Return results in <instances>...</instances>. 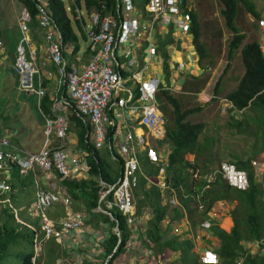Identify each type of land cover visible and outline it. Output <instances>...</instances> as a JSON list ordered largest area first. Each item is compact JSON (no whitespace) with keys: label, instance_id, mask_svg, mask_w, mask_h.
Segmentation results:
<instances>
[{"label":"built area","instance_id":"1","mask_svg":"<svg viewBox=\"0 0 264 264\" xmlns=\"http://www.w3.org/2000/svg\"><path fill=\"white\" fill-rule=\"evenodd\" d=\"M178 2L181 0H146L145 10L151 13V18L149 21H139L140 17L134 12L133 0H114L111 9L106 11V0H97V5L93 6L88 15L90 24L84 28L88 57L81 66L69 63L64 55L67 47L62 42L63 37L59 27L44 5L37 3L38 25L42 29L41 38L44 42L45 57L53 64L54 72L49 68L46 70L39 67L36 62V49L31 46L29 34L32 17L25 8L22 9L18 20L21 36L16 45L13 67L18 74V89L37 97V105L45 121L44 139L38 150L22 149L10 142L0 125V172L11 164H18L20 172H27L30 169L33 174L37 190L36 199L29 208V213L37 220V225H30L34 231L36 254L41 249L42 240L52 237L61 242L72 232L88 228L89 216L86 211L68 210L58 219L46 213V209L55 202L67 206L70 201L66 185L47 178L52 170L58 171L62 178L72 179L79 176L80 171L85 167L84 160L91 143L95 147L107 144L113 156L115 158L117 156V159L122 161L121 174L116 182L106 183L99 178L102 188L99 190L96 209L111 216L108 208L116 205L129 214L127 216L129 224L134 222L130 188L136 185L138 180L136 142L134 132L129 128L131 124L122 130L117 119L122 111L127 109L137 115L138 123L158 132L163 116L158 110L155 97L159 79L142 80V70L132 72L130 67L134 57L127 60L126 56L130 52V45L134 44L138 30L150 29L161 18L166 20L168 15L177 12ZM125 46L127 48H124ZM149 51L153 52L154 47H149ZM121 58L124 60L120 62ZM123 70L131 72V76L140 82L138 96L127 88L128 75L124 76ZM44 77H52L54 82L52 88L44 84ZM46 94L50 98L49 111L40 107L42 98ZM72 116L87 127L83 137L87 147L80 146L81 144L74 141L73 136L69 134ZM109 127L115 129L112 137L106 134ZM144 140L142 135L138 136L140 143ZM149 153L154 157L153 149H149ZM222 168L225 173L228 170L235 171L231 164L224 163ZM39 172H45L44 181L39 178ZM243 175V172L235 171L233 181L243 184L245 181ZM213 177L210 173L208 179ZM110 191L115 197L113 201L107 198L105 200L106 194ZM12 192L9 182L0 176V210L8 208L14 213L17 212L18 207L11 198ZM103 201L105 208L101 207ZM197 206L202 209L204 204L199 201ZM210 214L215 217L218 212L211 210ZM201 225L208 226L209 220H203ZM99 228L97 236L103 239L106 236V227L100 222ZM202 260L212 262L216 257L212 251L207 250L202 255ZM106 261L107 259L103 264H106Z\"/></svg>","mask_w":264,"mask_h":264},{"label":"trees","instance_id":"2","mask_svg":"<svg viewBox=\"0 0 264 264\" xmlns=\"http://www.w3.org/2000/svg\"><path fill=\"white\" fill-rule=\"evenodd\" d=\"M85 1L86 8L90 10L96 0ZM113 1L114 0H106L107 8L111 6ZM219 1L224 4V6L220 7V13L224 17L223 26H226L231 32V36H229L227 42L226 57L227 59L232 58L235 50L239 48L245 67L244 73L239 78L235 87L225 93V97L233 103L235 108L242 110V118L231 116L232 122L230 123L235 125L236 132H241L248 127L245 126L246 115L254 114L257 118L256 129L260 132L264 129V56L261 54L257 42L253 41L242 45L244 34L239 31L240 29L235 23L237 4L240 0ZM242 1L247 3L248 9L251 12L257 13L253 9L252 4H249L246 0ZM23 3L28 5L33 16L32 24L36 25L37 12L34 2L32 0H23ZM49 6L57 25L61 29L63 37L62 42L64 44L73 42L74 48L72 52L77 51L79 47L77 43L78 36L72 28V21L74 20L67 14L63 0H49ZM191 16L192 30L194 33L193 44L197 49L198 64L202 62L203 58H208L212 62L213 56L209 51L206 38L210 41L218 39L223 32V28L217 23L213 24L215 31L214 37H212L213 34H211V37L206 35V38L202 39L200 36L203 34V23L198 18L196 12L192 11ZM76 23L79 25V22ZM205 23L207 24V21H205ZM80 31L81 35L85 36L82 29H80ZM1 34L2 30L0 26V37ZM163 42L164 41H161V43ZM64 53L66 54L65 51ZM163 54L164 66L167 67L168 54L166 51H163ZM198 77L199 76L194 75L197 81L200 80ZM220 83L221 81L219 78L214 84V93H219L221 91ZM199 89L197 90L199 91ZM159 93L158 101L161 103V107L164 109L162 101H166V103L169 102L172 107L171 123H166L164 137L159 143H168L169 163L166 167L165 176L166 181L170 182L169 186L176 188L180 204L175 206L169 204L168 198L170 195V188H161L158 183L157 172L159 170V164L148 163L145 158L143 159L144 174L147 173V176L151 177V179L141 175L138 184L132 187L131 192L136 214L142 213L145 207L150 208L152 211V215L147 220V225L143 231L145 232V236L147 235L149 239H152L159 245L157 249H154L155 254L162 253L166 247L180 249V255L182 253L184 254L182 258H184V262L187 263L190 245L182 243V241L177 240L175 237L164 240V236L161 232V221L165 216L174 220L186 214L189 216V220L192 221L193 225L196 223L195 220L198 218V215L195 207L192 205V197L189 195L196 190H200L204 180H199L191 185L189 172L187 170L189 161L186 159L185 153H200L201 142L199 138L205 128V123L203 119H196L193 117L195 112L201 110V105L183 107L180 98L167 88L161 89ZM49 104L50 98L49 95L46 94L42 98L41 106L45 111H49ZM75 125L80 134L82 145L85 146L83 137L86 128L83 127L76 118ZM260 135L259 144L256 149L254 148L251 155L247 154L246 156H241L235 154L232 155L231 158L239 168L247 171L248 186L244 189H234L221 179H217L211 188L205 190V201L208 206L215 199H231L236 197L239 205L238 211H241V215H243L242 218L238 219V214L233 211L232 216L234 224L231 229L228 232L223 230L217 231V236L220 237L221 241L217 250L221 257V264H236V258L240 254L245 255L242 264H264V253H259L257 251L254 253H250L249 251L246 252L247 249L242 244L243 239L254 241L259 240L264 235V187L260 181H257L256 178L253 177L250 164V158L256 155L264 144L261 141L264 137V133ZM89 148H92V146H89ZM94 152V156L90 155L88 157L89 170L86 178L80 180L64 179L63 182L66 184L73 200H80V198H82L84 201L83 204L86 206L91 219L94 217V220L97 221L99 217L101 218L102 221L100 222L104 224L107 231L104 240L101 242V248L103 250L101 255L106 257L111 253L114 245H116V250L107 260V264H116L114 259L120 253L126 251V242L131 234L126 223V216L117 207H112L110 209L117 220V226L120 232V241L118 242L119 236L112 229V226L116 224L114 218H111L106 213L93 211L92 208L97 205L98 189L100 187L97 177L100 176L107 182H114L120 174L122 161L111 157L109 159L106 157V154L109 156V153H105V151L102 150L94 149ZM14 177L20 182L21 176H19L17 171H15ZM179 187L181 188L178 189ZM192 188L195 189L192 190ZM183 192L187 193V195L184 196ZM109 197L111 196L109 195ZM25 208L24 206V208L19 211L21 221H16L13 212L9 210L3 209L0 211V264H10V262H8V256L12 253L20 257V264H31L34 231L30 225L35 223V219H32L27 212H23ZM64 254V249L53 239H50L45 244L43 252L38 257L35 264H57L58 258ZM79 264H102V262L101 259L99 261L84 259Z\"/></svg>","mask_w":264,"mask_h":264},{"label":"clouds","instance_id":"3","mask_svg":"<svg viewBox=\"0 0 264 264\" xmlns=\"http://www.w3.org/2000/svg\"><path fill=\"white\" fill-rule=\"evenodd\" d=\"M13 1L15 2V5L16 4L18 5V9H17V14H18V17H17V25H18V27H19L18 20H19V17H20V14H21L22 9L25 8L31 14L32 20L30 21V25H29V34L31 35V46L33 45L32 47H35V49L37 50V45L32 43V35L33 34H38V35L40 34V36H41V32H42L41 31L42 29L38 25L39 12H38V8H37V3L43 4L44 7H45V9H46V11L48 12V14H50L52 16V18L54 19L52 10H51V8L49 6V0H32L34 2V6H35V9H36V12H37V22H36V25H33L32 24L33 16H32V13H31L30 9L28 8V5H26L25 3H23V0H13ZM78 1H79V3H78ZM214 1H215V3H217L219 5V12H220V7L224 6L223 2L221 3L219 0H214ZM246 1L249 4H252L253 9L257 13L255 14V13L251 12L248 9L247 3L243 2L242 0H240L238 2V4H237V14H236V17H237L238 12H239V6H242L243 9L245 10V14H249V15L253 16V19H255V21L258 20V22H255V26H254L255 27L254 28V36L251 37V38H248V34L249 33H248L247 30H244L245 32L242 31L241 30V27L236 24L239 27V29H240L239 31L244 34V37H243V40H242V45L245 44V43H250V42L255 41V42L258 43L257 46H258L261 54L264 56V52H263L262 45L259 42V40L257 39V37H259V34H258L257 30L264 29V17L261 16L262 15L261 14V11H260V9H258L259 4H262V3H260V2L257 1V5H258L257 6V5H255L256 3H254L253 0H246ZM145 2H146V0H133L134 12L137 14L138 17H140L139 21H149V19L151 18V13L149 11L147 12L145 10ZM113 3H114V1L112 2V4ZM63 4H64V8H65L67 14L74 20L73 22L74 23L79 22V25L83 28V31H84V28H87L89 26V24H90V20L88 18V15L91 12L93 6L94 5H97V0L94 1V4L91 6L90 10H88L86 8V1L85 0H63ZM112 4H111V6H112ZM110 7L109 8L106 7L105 11L106 10H110L111 9ZM203 10L204 9H201L200 6H198V5L195 4L194 0H181V2H178V10H177V12L172 13V15H168V18L166 20L163 19V18H161L158 22H155L154 25L152 27H150V29H148V30L139 29L138 32H137V34H135V38L136 39L134 40V47L135 48H137V47L140 48L141 45H143V47L140 48V49H141V51L144 50V53H148L147 56H150L151 57V56L161 55V60L163 61L161 63V65L163 66V69H164L163 70L164 71V75L162 77H160V76H158L156 74H153V71L152 70H149V68L145 70V68H146V66H147V64L149 62L148 60L146 61L145 59L144 60L146 62H143L142 64H140V65L145 66L144 69H142V68L132 69V72L133 71H136V70H139V69L142 70V80H145V81L148 80L149 81V80H152L154 78L155 79H159V82H157V88L155 90V97H156V101L158 103V110L160 111L161 116H163L162 117L163 120H162V122H160V124L158 126V130H159L158 132L156 130H150L145 125L140 124V123L137 122L139 125H142V126H144L147 129L146 130L147 131V134L144 135L142 133H139V132H135L134 131V140L136 142V144H135V148H136V150H135V156H136L137 161H138V167L136 169V175L138 176V180H139V178H140L141 175H144L146 178L151 179V177L147 176V173L144 174V172H145L143 170L144 169V163H143V159L144 158L147 160L148 163L159 164V170L157 172V177H158V174H159V178H161L160 180L162 181L160 183V187L161 188H166V187H169L170 188V195H169V198H168V202H169L170 205H173V206L179 205L180 204V200H179V198L177 196L176 188L170 187L169 186V183L170 182L169 181H166L165 171H166V167L168 166V163H169L168 162L169 147H168L167 142H164L162 144H160L159 142L158 143L156 142L157 140L161 141V139H163L164 134H165V126H166V123L169 122V118L164 113V111L161 110L162 107H161V103L158 101V96L160 94L159 91L161 89H166L167 88V89H170L171 90V88L167 85V81L166 80L172 74V70L173 69H176V68H179L180 69V68H183L184 67L183 66V63H179L178 64L177 62H173V59H172V57L170 55V52H169L168 43L173 44L175 41H177L178 39H180L178 41L181 44L182 43L181 42V39L183 41H185V42L187 40H190L188 43L191 46V48L194 50L195 53H193V56L191 54V55H189V56L186 57V63H187L186 66L187 67L188 66L189 67L190 66L194 67V65L192 63L195 60H196L195 63L198 64V61H197V53H196V50L197 49L195 48V46L193 44V34L194 33H193V30H192V16H191V14H192V11L196 12L197 15H198V18L201 20L200 16H201ZM12 11H13V8H12ZM78 15H80V18H78ZM222 17H223V15H222ZM202 23H205V20H203ZM235 23H236V21H235ZM160 25H164L165 27L172 26L171 28H169V29L166 30V32H165L166 35L164 37H162V38L156 37V35H155L156 32H159L158 27ZM224 29L226 31L229 30L226 26L224 27ZM19 30H20V28H19ZM60 31H61V29H60ZM84 33H85V31H84ZM141 33H145L146 36L144 35L142 37L141 36ZM147 34H149L152 37H156L157 38V41L155 39H152V38L148 37ZM20 36H21V30H20ZM20 36H19V38H20ZM85 37H86V34H85ZM187 37H189V38H187ZM19 38H18V40H19ZM200 38H201V36H200ZM246 38H248L249 40H246ZM18 40H17V42H18ZM228 40H229V38H228ZM228 40H227V42H228ZM161 41H164V42L161 43ZM17 42H16V45H17ZM86 42H87V40H86ZM177 44H175V45H177ZM16 45H15V48H14L13 60L11 62V66H12V69H13V74L14 73L16 74L17 81H18V74L16 73V71L14 70V67H13L14 62H15ZM65 46L67 47L66 44H65ZM151 46L154 47V51L153 52H150L149 51V47H151ZM226 46H227V43H226ZM70 48L73 51V48L74 47H70ZM2 49H3V44H2V42L0 40V56H1ZM163 51H166L167 54H168V58H167L168 66L167 67L164 66V54H163ZM235 54H236V56L238 55L240 57V60H241V64L239 66V70L236 72V74L238 75V79H237V82H238L239 81V78L244 73L245 67H244V63H243V60H242V57H241V52H240V49L239 48H237L235 50L233 56ZM233 56H232V58H228L225 61V64H224V66L222 68V71H221V73L219 74V76L216 79V80H218L220 78V81H221V83H220L221 90L223 89V73L231 65V59L234 58ZM133 57H134L133 59H136L137 58V56L135 54H134ZM126 59H127V57H126ZM204 59H206V61L208 62L207 64L204 63ZM35 60H36V58H35ZM214 60L215 59L213 58L212 59V62H211L208 58H203L202 62H200V64H198L200 67H197V68L199 69V71L209 70L211 68V65H213V63H214ZM119 61L121 62V61H123V59H119ZM134 61H132V62H134ZM36 62L38 63L37 60H36ZM137 62H139V61H137ZM181 66H183V67H181ZM130 67H132V65ZM240 68H242L243 70H240ZM203 69H205V70H203ZM122 74L124 76H127L128 75V79L126 80V86H127V88H129L135 94V96H138L139 93H140V89H139L140 82L137 81L135 78H133L131 76V72H129V71L123 70L122 71ZM186 74H188L190 76L196 75V73H194V72L192 73L190 71L188 73H186ZM237 82H236V84H237ZM17 84H18V82L16 83V88L18 89ZM131 84L133 86H130ZM235 85L233 87H235ZM181 87L183 88L184 85H182ZM233 87L229 88L225 92H221L220 91L219 93H214V87H213V94H212V98H214V96H215V99H217L221 95L223 96L224 101H225L224 107H225V109L227 111L230 112V117L234 115V112L242 113L241 112L242 111L241 109L235 108V106L233 105V103L228 98L225 97V93H227L228 91H230ZM127 91H124V92L127 93ZM176 96L179 97L178 95H176ZM162 102H163L164 105H167L166 104V101L165 102L162 101ZM36 104H37V101H36ZM38 109H39V107H38ZM42 109H43V107H42ZM109 114H111V111H109ZM252 115H254V114H252ZM41 116H42V114H41ZM203 121L205 123V120L204 119H203ZM1 122H3V121H1ZM0 125H1V128L3 129V131L8 135L10 142L12 144H14L15 146L20 147L22 149H26V150H30V151L31 150H33V151L38 150V148L41 146L42 141L44 139V128H43V136H42V139L39 142L37 141L35 143L37 145H34L33 146V144H25L23 142H19L18 143L17 140H14L13 139L14 136L11 133L12 130L10 128H6L3 123L0 124ZM72 126H73V124L71 122L70 123V127H69V134H71L70 129H71ZM161 126H163V127L161 128ZM44 127H45V121H44ZM83 127H85L87 129L86 126H83ZM109 129H112V128L109 127ZM114 131H115V129H112V131L110 133L107 131L106 134L109 137H112V135L114 134ZM204 132H205V128L202 131V133L200 134V136L203 134V140L206 141V145H207V140L210 139L211 135H209V134L207 135V132H206V135H205ZM236 133H239V132L237 131ZM139 135H142L145 138V140H144L143 143H140L138 141V136ZM12 136H13V138H12ZM212 136H213V140H215L216 139V136L214 134H212ZM152 140L155 143H153ZM199 141H200V138H199ZM149 142H151L152 145H148ZM26 145H28L30 147H27ZM201 145H202V143H201ZM81 146H83V145L81 144ZM90 146H92V148H89L88 149L89 151L87 152V154L85 156V160H84L85 167H84V169H82L80 171V175L79 176H77L76 178L69 179V180H80V179L86 178L88 176V170H89L88 157L90 155H92V156L95 155L94 149H98V150L105 151V153H109V157H111L113 159L115 158L113 156L111 150H109V148L107 147V144L102 145L100 147H97V146L95 147V145L93 143H91ZM140 146H142V149L144 150V153L143 154H140V148H139ZM83 147H87V144H85V146H83ZM262 147H263V150H264V144H263ZM252 148H253V146H250L249 149H247L245 153L250 155V152H251V149ZM149 149H153L154 150V152H155L154 157H152L153 155L151 153H149ZM218 150H219V148H218ZM218 150H216L215 153L218 154ZM187 153H191V152H186V154ZM117 154L118 153H116V155ZM193 154L194 155L190 159L186 157V159L189 161V166L187 167V170L189 172L190 183H191V185H193L196 182H198L199 180H204V183L202 184L200 190H196L193 193H191L192 195L191 194L189 195V196L192 197V202H193L192 205L195 207L196 211H198V212H200L202 214H208V215L210 214V211L211 210H216L217 212H219V211L225 209V203H226V201L229 203L230 200L235 199L236 200V203L234 204L235 205V211H234V213H237L238 216H240L241 215V211H238L239 205H238V200H237L236 197H233L231 199H227V198L215 199L208 206L206 204V201H205V190L208 189V188H211V186L213 185L214 182H216L217 179H221L223 182H225L226 184H228L229 186H231L234 189L235 188L244 189L249 184V182H248V176H247V171L245 169L239 168L234 161H232L230 159H225V158L224 159L217 158L216 159L217 160V163L216 164L214 163L213 165H211L212 164V161H210V160L212 158H214L213 155H211L209 157V159L206 158V159H203L202 160L204 162V167H203V166H201L196 161L195 155H197L198 153L193 152ZM241 156H243V155H241ZM116 159H117V156H116ZM250 162H251L250 164H251V167H252L253 177L256 178L257 181H260L263 184V187H264V153H263L262 156H260L258 154L252 156L250 158ZM224 163L225 164H231V165L234 166L235 171H237V172H243L244 173L243 176L245 177V181H244L243 184H238L237 182H234L233 181V179H234L233 174H234L235 171L228 170V171H226V173L224 172V170L222 168ZM19 167L20 166L18 164H11V166H9L7 169H4V170H2V172H0V176L1 177L3 176L4 179L7 180V182H9V184L11 185V187L13 189V192L11 193V198H12L13 203L15 204V206L18 207L16 213H14V211H11L8 208H2L1 210L6 209V210H9V211L13 212L15 220L16 221H21V217H20L19 211L22 210L24 208V206H25L26 208L23 210V212H27L32 219H35V223L34 224L37 225L36 218H33L30 215V213H29V208H31V206H32V201L29 202L28 205H26V204L24 205L23 201L19 203L17 201V198L14 196L16 194V192L19 191V188H20L18 186L20 184V182H18V180H16L15 177H14L15 171H17L18 174H19V176H26V175H28L27 182L32 183L33 185H29V186L34 187L33 188V193H34L33 202L36 199L37 186H36V184H35V182L33 180V174H32V172L30 171V169L27 172H20ZM121 169H122V167H121ZM210 173L213 174V176H214L212 179H208ZM120 174H121V170H120ZM120 174H119V176H120ZM83 175H85V177ZM119 176L117 177V179L119 178ZM39 178L42 181H44L46 179L45 172L44 173L43 172H39ZM99 178H101V177L100 176L97 177L98 183H99ZM47 179H49L50 181H55V182L57 181L59 183H64L63 180L64 179H68V178L67 177L62 178L61 174L58 171L52 170L50 172V176ZM117 179L114 182H116ZM138 180H137L136 185L138 184ZM103 181L106 182V183H114V182H107L105 180H103ZM15 184H17V185H15ZM132 187L130 188L131 203H132V205L134 207V212H133L134 222L132 224H129L128 221H127V216L129 214L123 212L118 206L112 205L110 208H108V210L111 212L110 209L112 207H117L126 216V223H127L128 227H129V229L131 231V234H130L127 242H126V249H130V247H134V245H135V241H134L135 231H133V228L137 226V222H136L137 215H142L146 210L151 211L150 208L145 207L143 209V212L142 213L136 214V212H135L136 211V208L134 206V201H133L132 192H131ZM101 188H102V186L100 185V187L98 189V196H99V190ZM180 188L181 187H179L178 189H180ZM194 189L195 188H192V190H194ZM67 190H68V188H67ZM68 192H69V190H68ZM106 195L107 196L105 197V200L111 199L113 201L114 198H115L112 191L108 192ZM109 195L111 197H109ZM186 195H187V193H184V196H186ZM199 201H202L203 204H204V207L202 209L198 208V206H197V204H198ZM56 203H58V205H61V206H64L65 207V204H63L61 202H55L54 204H56ZM69 203H70V201H69ZM97 203H98V199H97ZM221 203H223V204H221ZM50 207H48L47 209H49ZM96 207H97V205L94 206L92 208V210L94 209L93 211L103 212L102 210L96 209ZM101 207L105 208V201L101 202ZM229 208L232 210L234 207L230 206ZM84 211H86L89 214V212L87 210H84ZM103 213H105V212H103ZM88 216H89V221L92 223V219H91L90 214ZM110 217L111 218H114V220L116 221V224L114 226H112V229L119 236L118 237V242H119L120 241V232L118 230L117 220L113 216L112 212H111V216ZM166 217L167 216H165L164 218H166ZM215 217H218V214ZM181 218H183V220H184L185 223H187V224L191 223L192 224V221L189 220V216H187L186 214L184 216H182ZM55 219H57V218H55ZM205 219L209 220L208 218L201 219L198 224L200 225V227L208 228L211 225L210 220H209V225L208 226H202L201 225V222L203 220H205ZM179 220H180V218H179ZM164 222L168 224L170 222V220L168 218H166L164 220ZM133 235H134V237H133ZM50 239H53L56 243H58L60 245V247L64 249V252H65L64 255H62V256H60L58 258L57 264H70L69 263V260L70 259H65L64 258L65 255H66V250H65L64 246H67L66 240H68L69 237L66 238L64 241H61V242L58 241V240H56L55 238H52V237L51 238H48V239H45V240H42V242H41V249L38 251L37 254L35 253L34 237H33V243H32L33 254L31 256V264H35L36 263L38 257L43 252V249H44L45 244ZM103 240H104V238H103ZM242 242L243 243L247 242L248 244H252L251 246H254L256 248L254 250H251V246H250V249L248 250L249 247H247L246 248L247 249L246 252L249 251L250 253H254V252H256V250L258 248V249H261L262 250L261 253H264V235L259 240L249 241V240L243 239ZM100 246H101V243H100ZM115 250H116V245H114L111 253H109L106 257H103V255H101L102 254V251H103L102 248H101V254H99V256L97 257V261H99L101 259V262L103 264V262L106 259L108 260V258L112 255V253ZM207 250L212 251L215 254V257H216V260L215 261H212V262H204L202 260V255ZM91 251H92V253L90 254V256H88V259H92L94 256H96V254H95L96 251L94 249L91 250ZM85 254H87V251L85 253L84 252H77L74 255L73 260L76 261V264H79L83 259L86 258V255ZM122 254L123 253H120L117 257H120ZM244 256H245L244 254L238 255L237 258H236V264H242L243 261H244ZM219 261H221V257L219 256V252L216 251L213 248H206V249H204V251H202L201 254H199L198 261H197L196 264H217V263H219ZM114 262H115V259H114ZM106 264H107V261H106Z\"/></svg>","mask_w":264,"mask_h":264},{"label":"rangeland","instance_id":"4","mask_svg":"<svg viewBox=\"0 0 264 264\" xmlns=\"http://www.w3.org/2000/svg\"><path fill=\"white\" fill-rule=\"evenodd\" d=\"M13 1V0H12ZM12 1L11 0H0V20L8 19L12 15ZM256 3L258 0H254ZM195 4L200 6L201 9H204L200 18L201 21L205 20L206 23H203V34L201 38L214 37V26L213 24H219L223 28V32L218 39H214L210 41L206 38L209 51L212 53L214 60L213 65L209 70L199 71L197 67H200L195 61L192 63L194 67L190 72L196 73L198 77L195 80L194 76H190L185 74L184 68H186V57L187 54L193 56L189 45V41L186 42L181 39V44H170L168 43L169 52L173 59V62L183 63V68H176L172 70V74L166 80L167 85L171 88V91L174 95H178L183 107H190L201 105L202 108L199 112H195L193 117L196 119H204L205 120V132L206 135V126L211 125L215 126L213 134L216 136V139L213 140V136L206 141L203 140V134L200 136V142L202 143L200 148V153L195 155L196 161L204 167L203 159H209L211 155L214 156L210 161L217 163V158L222 159L217 153L216 150L222 145H230V147L234 148V152L239 153L240 155H247L246 153H241L245 148L249 149L252 145L257 146L258 140L261 138L263 131L256 129L257 118L255 115H246V124L247 128L243 129L241 132L236 133V127L234 124H231L232 119L230 117V112L227 111L224 107L225 101L223 96H219L217 99L212 98L214 83L222 71V68L225 64L226 53H227V40L231 33L229 30H225L223 27L224 18L219 12V5L215 3L214 0H194ZM262 3V2H261ZM256 5V4H255ZM261 4H259L260 7ZM261 9V7H260ZM261 15V14H260ZM249 14H245V10L242 6H239V12L237 17H235L236 24L241 27V30L248 31V38L254 36V26L255 19H249ZM245 32V31H244ZM246 38V40H249ZM175 41V40H174ZM80 48L82 50L84 47L83 41L80 40ZM124 48H127L126 46ZM134 44L130 45V51L134 50ZM191 52V53H190ZM148 53H145L147 56ZM143 57V53H142ZM231 59V65L227 68V70L223 73V89L221 92L227 91L229 88L233 87L238 79V75L236 72L239 70V66L241 64L240 57L236 54ZM176 60V61H175ZM134 63V64H133ZM136 61L132 62V69L136 68ZM204 63L208 62L204 59ZM155 70L159 73H163V68L159 60H156L153 64ZM201 69V68H200ZM182 85L184 87H180V81L183 80ZM15 76L12 71L8 68H3V72L0 73V124H4L6 128H10L12 131V138L17 140V142H23L25 144H35L37 141L39 142L43 136V128H44V119L40 115L38 111V106L36 104L35 95L31 93H27L25 91H19L16 88L15 84ZM200 88V89H199ZM199 89V91L197 90ZM165 102V101H164ZM164 105V113L169 118V122L171 123L172 118V107L169 102ZM233 114V113H232ZM234 117L242 118L241 113L234 112ZM3 121V122H1ZM211 132V131H209ZM254 140V142H252ZM27 147H30L26 145ZM254 146L251 149L250 155L254 151ZM225 148H220L218 153H222ZM229 155V154H228ZM34 188V187H33ZM30 190V189H29ZM31 194V193H30ZM30 194H25L24 190H19L14 195L17 198V201L28 199ZM34 197V193H32V199ZM70 197V203L68 205H72V198ZM31 199V200H32ZM245 246L248 245L247 242L244 243ZM193 253L188 254V258H192ZM8 262L10 264H20V257L14 253L8 256Z\"/></svg>","mask_w":264,"mask_h":264},{"label":"crops","instance_id":"5","mask_svg":"<svg viewBox=\"0 0 264 264\" xmlns=\"http://www.w3.org/2000/svg\"><path fill=\"white\" fill-rule=\"evenodd\" d=\"M258 2H260V3L262 2V4L260 5L261 9L257 5V3L254 1V3H256V5L258 6V9H260V11H261V14H262L261 16L264 17V0H258ZM12 5H13V11H12L11 17L8 19L0 20V26H1V30H2L0 40L3 44V49L1 52V56H0V73L3 72V68L4 69L8 68L13 73L11 62L13 60V53H14V48H15L16 42L20 36V30H19V27L17 25L18 5L17 4L15 5L14 1H12ZM248 18L253 19V16L249 15ZM171 27L172 26L165 27L164 25H160L158 27L159 32H156V34H155L156 37H159V38L164 37L166 35V33H165L166 30L171 28ZM72 28H73L75 34H77V36H78V42H77L79 45L78 50H77L78 52L77 51L72 52L70 47H74V43L69 42L67 44L65 43L68 48L65 50L66 54L64 53V55L68 59L69 63H72V64L75 63L76 65L81 66V64L84 61H86L87 57H88V54L86 52V44H87L86 37L81 35L80 29H82V31H83V28L80 25H78L77 23H74L73 21H72ZM257 32L259 34V37H257V39L261 43L262 48H263V52H264V29H259V30H257ZM144 35L146 36L145 33H141L142 37ZM147 36L152 38V39H155L157 41L156 37H152L149 34H147ZM187 38H189V37H187ZM80 40L83 41V43H84V47L82 48V50H79V48L81 46ZM32 43L37 45L36 60L38 61L39 67L45 68L46 70L49 68L51 71L54 72L53 64L50 62V60H46V57H45L46 52H45V48H44V42H43L40 34L39 35L38 34L32 35ZM177 43H178V41H175L173 44H177ZM142 47H143V45H141L140 48H142ZM140 48L137 47L134 50L130 51L126 56L127 60L129 58L133 57L135 54L137 56V58L134 60L139 61V62L136 61L137 62L136 68H142V69H144L145 66L140 65V64H142L143 62H146L148 60L149 62L147 64L145 70L149 68V70L153 71V74H156V75L162 77L164 75V71H163V73H159L153 67V64L156 60H159V63L163 62L161 60V55H156V56H151V57L145 56L144 50L141 51ZM190 51L194 52V50L192 48H190ZM142 53H143V57H142ZM77 56H79V58H76ZM187 56H189V55L187 54ZM121 59L124 60V58H121ZM162 68H163V66H162ZM189 69L192 70V66H190V67L188 66L184 69L185 74L190 71ZM240 70H243V69L240 68ZM13 75L15 76V79H16L15 84H16L18 82L17 76L15 73ZM52 77H45L44 78V84L46 86H48L49 88H52L54 85ZM183 80H184V78H183ZM183 80L180 81V83H181L180 87L182 86ZM130 86H133V85L131 84ZM35 99L37 101L36 95H35ZM41 103H42V101H41ZM40 107H42V106H40ZM163 107H164V104H163ZM161 110L164 111L163 108ZM38 111H39V109H38ZM122 112L123 113L117 119L118 124L122 127V130L126 129L129 126V124H131L129 128L133 132L134 131L139 132V133H142L144 135L147 134V131H146L147 129L144 126L139 125L137 123L138 121L136 118L137 117L136 114H134L133 112H131L127 109H124V111H122ZM39 113L41 115L40 111H39ZM70 119H71V122L73 124V126L70 129L71 136H73L74 141H77L80 144H82L80 134L78 133V130L76 128L77 126L75 125V117L72 116ZM129 120L131 123L129 122ZM81 125L85 126L82 123H81ZM162 127L163 126H161V128ZM214 128H215L214 125L213 126L207 125L206 126L207 135L209 134L212 136V134L214 132ZM107 131L110 133L112 131V129L108 128ZM209 131H211V132H209ZM261 141L264 142V137L262 138ZM156 142L158 143L159 140H157ZM252 142H254V140ZM153 143H155V142L153 141ZM222 144H223V142H222ZM222 144L219 147V149L222 147L225 149L223 150L222 153H218V155L221 156L222 159L225 158V159L231 160L232 155L239 154V153L234 152L235 149L230 147L229 144L225 145V146ZM258 144H259V140L257 142V145ZM148 145H152V143L149 142ZM256 147L257 146H254L255 149H256ZM139 148H140V154H143L144 150L142 149V146H140ZM245 150H247V149L245 148L243 151H241V153H245L246 152ZM263 153H264V150H263V147H261L257 154L262 156ZM193 155H194L193 152L187 153V154L185 153V157H187L189 159L192 158ZM106 157H108L110 159V157L107 154H106ZM83 176L85 177V175H83ZM160 179L161 178H159V174H158V183L159 184L162 182ZM27 180H28V175L21 176L20 184L18 185L20 187L19 190L20 191L24 190L25 194H30V193L31 194H30L28 199L20 200L18 202L20 203L21 201H23L24 204L28 205V203L31 201L33 203L34 197L32 199L33 187L29 186V185H33V184L30 182H27ZM69 195H70V193H69ZM72 201H73L72 205H67V206L65 205V207L58 205V203H56V204L52 205L49 209H47L46 212L51 217L58 219V218L64 216L68 210H71V211L87 210L86 206L83 204L84 201L82 200V198H80V200H75V201L72 199ZM235 203H236L235 199L230 200L229 203L226 201L225 209L218 212V217H213L211 214H209V215L208 214H202V213L196 211L198 218L195 220L197 222L194 225L191 223H189V224L185 223L183 218H180V220L179 219L171 220L169 217H166L170 220V222L168 224L164 222V220L166 218L162 219V221H161V229H162L161 232L164 236V240L172 239L175 237L177 240L182 241V243H186V245H190L189 253H193V257L189 258L187 263H185L184 258H182V257H184V254L182 253L180 255V249H171L169 247H166L162 253L155 254L154 249H157L159 245H157L152 239H149L147 237V235L145 236L144 235L145 232L143 231L147 225V220L152 215V211L146 210L142 215H137V219H136L137 226L133 228V231H135V237L133 235L134 241H135L134 247H130V249H126V251L120 257H116L115 263L116 264H196L198 261L199 254H201L202 251H204V249L213 248L216 251L218 250V246L220 245L221 241H220V237L217 236L218 235L217 231L223 230V231L228 232L231 229V227L233 226V224H234L233 220L234 219H233L232 214H233V211H235V205H234ZM230 206H232L234 208L231 210L229 208ZM242 216L243 215L239 216L238 219L242 218ZM204 218H208L210 220V222H211L210 227H208V228L200 227V225L198 223L201 219H204ZM100 221H102L100 217L97 221L94 220V217H93L92 223L90 221L88 222L89 225H88V228L86 230L81 231L78 229L77 231L74 232V234L72 232V234L69 236V239L66 240L67 246H64V248L66 250V255L64 258L70 259L69 260L70 264H76V261L73 260V257L77 252H84L85 253L86 251L89 250L88 253L86 254V258H85V259H88V256H90V254H91V252H90L91 248H93L96 251L95 252L96 256H94L92 259L97 261V257L99 256V254H101L100 243L103 240V239H100L99 236H97L98 232L100 231V228H99L100 227L99 226ZM106 234H107V231H106ZM242 244L244 245L243 242H242ZM251 245L252 244H248L247 246L244 245V247L245 248L249 247L248 248V250H249ZM254 249H256V248L254 246H251V250H254ZM256 251L259 253L262 252V250L258 249V248ZM217 264H221V262L219 261V263H217Z\"/></svg>","mask_w":264,"mask_h":264}]
</instances>
